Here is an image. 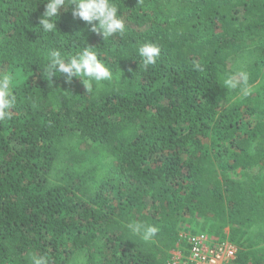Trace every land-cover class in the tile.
Here are the masks:
<instances>
[{
    "label": "trees",
    "instance_id": "1",
    "mask_svg": "<svg viewBox=\"0 0 264 264\" xmlns=\"http://www.w3.org/2000/svg\"><path fill=\"white\" fill-rule=\"evenodd\" d=\"M115 3L125 31L104 40L71 9L44 33L43 0H0L17 97L0 121V264H167L183 231L264 264V0ZM147 42L161 52L145 68ZM86 46L112 80L48 75L52 50Z\"/></svg>",
    "mask_w": 264,
    "mask_h": 264
},
{
    "label": "clouds",
    "instance_id": "2",
    "mask_svg": "<svg viewBox=\"0 0 264 264\" xmlns=\"http://www.w3.org/2000/svg\"><path fill=\"white\" fill-rule=\"evenodd\" d=\"M43 2L45 10L39 25L44 33L57 29V20L62 9L65 11L71 9L74 18L91 25L92 31L102 34L104 40L116 34H123L125 31V21L115 0H43ZM160 52L158 45L147 42L138 48V57L147 68L157 62ZM45 70L50 77L63 74L68 80L73 77L80 78L87 90H91L92 82L99 83L113 79L112 70L99 58L93 46H86L81 52L67 59L60 50H52ZM224 84L226 87H235L232 79H226ZM13 89L12 75L0 74V121L11 118L12 110L17 102ZM128 228L132 233L141 236L144 241L150 240L158 232L156 226L141 222L131 223ZM31 264H48V262L42 256H33Z\"/></svg>",
    "mask_w": 264,
    "mask_h": 264
},
{
    "label": "built area",
    "instance_id": "3",
    "mask_svg": "<svg viewBox=\"0 0 264 264\" xmlns=\"http://www.w3.org/2000/svg\"><path fill=\"white\" fill-rule=\"evenodd\" d=\"M237 255L238 247L230 240L215 243L206 233L183 231L167 264H231Z\"/></svg>",
    "mask_w": 264,
    "mask_h": 264
},
{
    "label": "rangeland",
    "instance_id": "4",
    "mask_svg": "<svg viewBox=\"0 0 264 264\" xmlns=\"http://www.w3.org/2000/svg\"><path fill=\"white\" fill-rule=\"evenodd\" d=\"M260 166H255L247 169H236L227 172L231 177H243L246 173H257Z\"/></svg>",
    "mask_w": 264,
    "mask_h": 264
}]
</instances>
